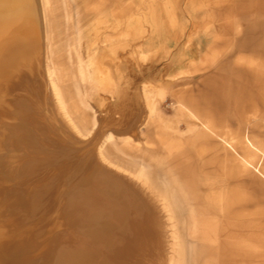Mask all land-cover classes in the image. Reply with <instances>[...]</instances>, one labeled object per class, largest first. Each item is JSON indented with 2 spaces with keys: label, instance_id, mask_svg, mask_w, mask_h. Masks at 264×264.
I'll use <instances>...</instances> for the list:
<instances>
[{
  "label": "rangeland",
  "instance_id": "rangeland-1",
  "mask_svg": "<svg viewBox=\"0 0 264 264\" xmlns=\"http://www.w3.org/2000/svg\"><path fill=\"white\" fill-rule=\"evenodd\" d=\"M41 4L62 97L57 103L50 96L54 122H49L46 113L28 101L32 91L20 92L24 127L10 143L14 158L8 162L20 173L19 181L0 186L22 198V211H31L23 237L44 240L55 233L51 215L63 195L85 171L98 166L100 181L106 177L103 172L111 170L110 181L141 197L150 211L148 218L143 215L148 225L133 226L130 245L118 247L122 258L101 256L98 264H156L159 259L161 264H194L190 243L196 264H224L230 258L264 264V224L245 223L243 228L254 230L244 231L242 237L240 232L227 233L226 244L223 231L213 232L224 219L246 218L224 217L223 200L227 197V210L237 206L239 194L232 201L229 191L248 174L235 163L224 168L237 159L235 154L221 151L219 139L200 134V126L191 130L179 112L183 106L195 117H216L211 121L217 133L225 129L247 136L241 145L245 151L247 139L257 143L262 155L241 165L246 169L263 157L259 170H249L264 176V0ZM127 10L129 20L121 17ZM200 122L212 133V126ZM223 140L234 150L242 143L233 137ZM180 192H187V204L176 199ZM170 197L178 203L181 219L169 206ZM125 233L119 232L121 241Z\"/></svg>",
  "mask_w": 264,
  "mask_h": 264
},
{
  "label": "bare ground",
  "instance_id": "bare-ground-1",
  "mask_svg": "<svg viewBox=\"0 0 264 264\" xmlns=\"http://www.w3.org/2000/svg\"><path fill=\"white\" fill-rule=\"evenodd\" d=\"M44 16L41 0H0V105L3 106L0 109V185H14L19 181L20 173L12 169L8 162L14 158L10 143L14 142L15 136L24 127L19 106L24 98L20 92L29 94L28 91H32L30 100H27L33 108H40L46 113L49 122H54L50 96L55 97L54 102L61 101L62 95L57 88L50 59L49 42L44 34ZM46 85L48 93L44 92ZM179 109L191 130L192 127L200 126L203 132L210 131L185 107ZM107 139L110 141L109 136ZM221 142L234 151L231 143L223 139ZM246 142L248 149L245 156L251 157L246 159L241 156V159L245 165H250L255 154H262L248 139ZM101 161L106 163L104 158ZM97 167L85 171L81 181L78 179L79 182L74 183V187L63 195L58 211L51 215L56 232L44 240H37L35 236L32 241H28L23 237L29 226L28 218L31 219L28 215L30 209L22 211L24 202L18 201L22 198L14 195L13 190L10 191L13 194L6 193L8 188L4 191L0 186V264H33L35 260L34 264H98L101 256L122 258L118 254V247L130 245V229L133 226L140 222L143 226L148 225L143 215L148 218L150 211L145 209L146 203L141 197H133L122 186L110 181L114 180L108 173L111 170H105L103 174L106 179L100 181L98 174L102 170ZM109 167L114 169L113 166ZM257 173L264 177L259 171ZM154 200L158 202V198ZM169 206L181 219L178 203L171 198ZM120 231L126 232L123 241L118 237ZM158 263L161 264V259L157 260Z\"/></svg>",
  "mask_w": 264,
  "mask_h": 264
},
{
  "label": "crops",
  "instance_id": "crops-1",
  "mask_svg": "<svg viewBox=\"0 0 264 264\" xmlns=\"http://www.w3.org/2000/svg\"><path fill=\"white\" fill-rule=\"evenodd\" d=\"M128 8H129V6H128ZM129 15H130V10H127L126 16L125 17L121 16V17L127 18V20H129V18H130ZM194 114L196 115V117L199 120H201V121L209 124L210 126H212V130H211L212 133L205 132V131L203 132L201 128L197 127V129L200 131V134H205V135L208 134V135H213L214 137H217L219 139V142H220V144L218 145V148L221 147L222 149H220V150L225 151L229 155H230V151H231L237 157V159L232 158V162L229 160L227 162L228 164L223 166V167L224 168L230 167V163H233V164L235 163L236 166H240L241 169L243 168L242 170H245V174H248V177H246L245 181L238 183V187H236V189L231 188L232 190L230 189V191H229L231 193L230 200H232V201L235 200V198H236L235 196H237L239 194V199L237 200L238 201L237 206L234 208H228V210H227L228 205H227V203H225V200H227V197L224 196L225 200H223L224 201L223 202L224 217L236 215L239 217H246V218L244 220L239 219L237 221H231L230 220L229 222L227 221V219L226 220L224 219L222 222V225H220L222 227V228L220 227L221 229L220 228H217V229L213 228V232L220 231V230L224 232L223 243L226 244V240L228 237L227 233L240 232V236L242 237V235H243L242 233L244 231L254 230L253 228H249V229L243 228V225L245 223H248L249 225H251V223L264 224V177L262 178V176H260L259 174L258 175L260 177H257L251 172V170H249L250 168L253 169L254 167L258 168L257 170H259V165H260L259 162H261V159H263V157L261 158L259 156L260 160H258L259 157L256 158L255 160H253L252 166H247L245 169L241 165V162H242L241 156H244L245 158H247V156H245L247 154L245 153V149H244L245 147L244 148L241 147V144H243V142L245 141V138L247 136H242L240 134H238V135L230 134L225 129L222 130V134H219L215 130L216 127L212 124V121H211V119H214L216 117H207V116L203 117L199 114H196V113H194ZM227 137H229V138L233 137L235 140L239 139V140H241L242 143L238 142L237 143L238 145H236V147H235L237 149L233 151V150L225 147L221 142L222 139H225ZM249 141H251V140L249 139ZM255 142H257V141L255 140ZM251 143H252V141H251ZM253 145H254V143H253ZM255 145L258 146L257 143ZM256 148L261 152V150L258 147H256ZM261 154H262V152H261ZM222 163H223V161H222ZM232 166H235V165H232ZM260 173H261V171H260ZM209 181H208V183H209ZM210 182H213V181H210ZM223 190H226V189H223ZM186 193L187 192H180V197L177 196L176 199L180 198L181 200H185V204H187L186 198H185ZM209 193H210V191L208 190L207 199L211 198V197H209ZM222 194H225L227 196L226 193H222ZM198 198H201V197H198ZM229 207H230V205H229ZM237 226H239V227H237ZM229 239H230V235H229ZM228 244H231V240H230V243H228ZM189 247H190V259H191L190 261H191V263L196 264V260L194 259L195 258V251H194L195 247H193V245H191V243H190ZM243 262L247 263V261H243ZM243 262L240 261V259L239 260H232L231 258L228 260H226V259L224 260V264H237V263L241 264Z\"/></svg>",
  "mask_w": 264,
  "mask_h": 264
}]
</instances>
